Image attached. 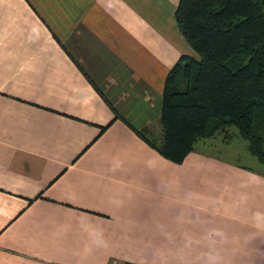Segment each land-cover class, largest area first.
Wrapping results in <instances>:
<instances>
[{
    "label": "crops",
    "instance_id": "1",
    "mask_svg": "<svg viewBox=\"0 0 264 264\" xmlns=\"http://www.w3.org/2000/svg\"><path fill=\"white\" fill-rule=\"evenodd\" d=\"M178 3L0 0V264H264V171L170 162L123 114L159 123L198 58Z\"/></svg>",
    "mask_w": 264,
    "mask_h": 264
},
{
    "label": "trees",
    "instance_id": "2",
    "mask_svg": "<svg viewBox=\"0 0 264 264\" xmlns=\"http://www.w3.org/2000/svg\"><path fill=\"white\" fill-rule=\"evenodd\" d=\"M175 19L198 58L167 75L159 143L137 133L181 164L199 141L235 128L264 166V0H179Z\"/></svg>",
    "mask_w": 264,
    "mask_h": 264
},
{
    "label": "rangeland",
    "instance_id": "3",
    "mask_svg": "<svg viewBox=\"0 0 264 264\" xmlns=\"http://www.w3.org/2000/svg\"><path fill=\"white\" fill-rule=\"evenodd\" d=\"M130 98L132 97H111V101L118 100L121 104L124 102L127 103ZM143 107L144 105H137V108H139V112L137 115L136 112H133L131 114H129L128 112H123V114L127 117L126 119L129 122L139 128L138 130H144L143 128L145 127V130L149 132V134L147 135L148 138L150 140H156V143H159L162 137V128L160 126V123H158V120L155 119V112H143L144 109H141ZM122 108L128 109V107L126 106H122ZM145 116L152 117L150 118ZM146 120L149 122H146ZM196 151H201V153H205L225 162L237 164L242 168H252L264 171V166L259 163L256 157L252 156L248 151V142L239 136L238 131L235 128H229L225 131H218L212 137L199 141L196 144L195 150L193 152Z\"/></svg>",
    "mask_w": 264,
    "mask_h": 264
}]
</instances>
